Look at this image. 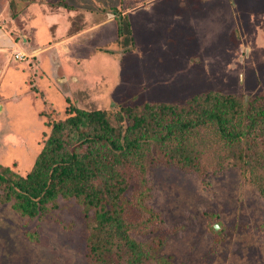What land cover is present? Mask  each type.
<instances>
[{
	"label": "rangeland",
	"instance_id": "rangeland-1",
	"mask_svg": "<svg viewBox=\"0 0 264 264\" xmlns=\"http://www.w3.org/2000/svg\"><path fill=\"white\" fill-rule=\"evenodd\" d=\"M29 17L28 27L43 36L27 43L24 58L14 50L0 72V166L24 176L50 132L47 123L67 116L69 106L107 110L115 123L125 106L184 105L209 91L264 94V0H0V27L15 42L27 39ZM72 34L78 36L69 41ZM50 40L74 55L69 67L32 52ZM213 143L199 171L157 163L134 179L147 193L148 214L160 216L136 237L172 264H264V193L251 171L221 168L225 148ZM1 192L0 264H91L93 210L60 198L29 217Z\"/></svg>",
	"mask_w": 264,
	"mask_h": 264
},
{
	"label": "trees",
	"instance_id": "trees-1",
	"mask_svg": "<svg viewBox=\"0 0 264 264\" xmlns=\"http://www.w3.org/2000/svg\"><path fill=\"white\" fill-rule=\"evenodd\" d=\"M67 112L47 123L50 132L25 176L0 166L1 198L29 217L60 198L93 210L87 240L91 264H172L153 243L136 237L160 216L148 214L147 193L133 181L144 179L157 163L201 170L213 139L225 148L218 157L220 167L232 164L251 171L264 193V94L246 99L209 91L184 105L125 106L115 123L103 109L69 106ZM259 167L263 169L256 174ZM132 208L142 215L139 219L132 217Z\"/></svg>",
	"mask_w": 264,
	"mask_h": 264
},
{
	"label": "crops",
	"instance_id": "crops-1",
	"mask_svg": "<svg viewBox=\"0 0 264 264\" xmlns=\"http://www.w3.org/2000/svg\"><path fill=\"white\" fill-rule=\"evenodd\" d=\"M32 4H34L36 6L38 3H36V4L35 3H30V6ZM39 9L41 10L40 7H37L36 8V10H39ZM38 14L41 17L43 13H38ZM30 18L31 17L27 18L23 22L25 34H27V36L30 38L29 39L27 37V39L25 40L24 43H21V42L20 43H17V42H15L14 38L12 37V35L10 33H8L7 30L4 31L0 27V57H1L2 63L4 64L2 67L0 66V72H3L4 69H6V68L9 67V64L11 62V56L10 55H11V53H13L14 50H16L15 53L16 52H24L26 54L27 52H29L28 51L29 48L27 49V47H25L27 45V43H32V41H36V40L40 39L43 36V35L42 36L39 35L41 28H39V30H37L36 28H29L28 27L29 24H30L29 22L31 20ZM38 21H39V23H38L39 26H40V24L44 25L43 22H45V20H38ZM28 28H29V31H28ZM1 35H2L3 38L1 37ZM76 35L78 36V34H75V35L72 34L70 36H67L68 37L67 39L69 41H71V40L75 39V36ZM4 38H6V39H4ZM44 42H46V41H44ZM50 43H51V40L50 41H47V44H45V45L40 43L41 44V47L38 48V50L37 49L36 50L34 49V51L32 49L31 50L34 53H41L40 55H45L46 58L48 57L47 59L50 60V61H56V63L58 64V66H60V67H58L59 69L61 67H63V66L69 67L70 66L69 64H70L71 60H69L68 57H71V58H74V59H75V57H74V55H71V54L68 55L67 53L65 55V50L68 47L67 48L61 47V49H59V45L62 44V42H60V41H58L57 43H54V44L53 43L50 44ZM15 46H16V49H15ZM53 47H56V49L53 50L52 49ZM49 49H52L53 50L51 52L50 59H49V56H48L49 53L47 52V54H46V51L49 50ZM67 50H69V48ZM14 60L15 59H13V61ZM73 61H76V60H73ZM18 63H20V62H18ZM21 65H23V63H21ZM58 68L55 69V72L56 73H57V71H59ZM22 70L25 71L24 68H22ZM46 71H49L51 73L53 72V70H50V69H48ZM48 75H50V73ZM2 108H3V106H2Z\"/></svg>",
	"mask_w": 264,
	"mask_h": 264
},
{
	"label": "built area",
	"instance_id": "built-area-1",
	"mask_svg": "<svg viewBox=\"0 0 264 264\" xmlns=\"http://www.w3.org/2000/svg\"><path fill=\"white\" fill-rule=\"evenodd\" d=\"M15 57L17 58H24L25 57V53L24 52H16L15 53Z\"/></svg>",
	"mask_w": 264,
	"mask_h": 264
}]
</instances>
